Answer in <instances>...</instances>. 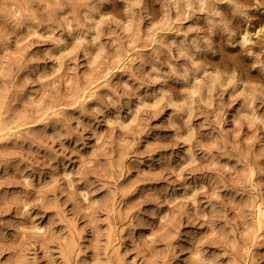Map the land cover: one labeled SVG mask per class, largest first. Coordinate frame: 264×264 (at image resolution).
I'll return each instance as SVG.
<instances>
[{
  "label": "clouds",
  "instance_id": "clouds-1",
  "mask_svg": "<svg viewBox=\"0 0 264 264\" xmlns=\"http://www.w3.org/2000/svg\"><path fill=\"white\" fill-rule=\"evenodd\" d=\"M0 264H264V0H0Z\"/></svg>",
  "mask_w": 264,
  "mask_h": 264
}]
</instances>
